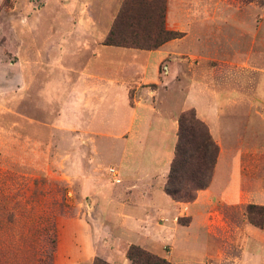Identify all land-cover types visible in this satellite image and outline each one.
I'll return each instance as SVG.
<instances>
[{"label": "rangeland", "instance_id": "1", "mask_svg": "<svg viewBox=\"0 0 264 264\" xmlns=\"http://www.w3.org/2000/svg\"><path fill=\"white\" fill-rule=\"evenodd\" d=\"M123 1L0 0V264H131L130 244L172 264H264V223L253 225L247 212L261 206L264 220V0H166L165 27L181 36L157 64L160 80L125 84L128 94L106 86V106L119 98L124 111L128 97L145 114L180 110L177 129L179 114L194 109L222 141L198 209L153 211L138 234L120 228L106 202L122 176L118 159H128L129 132L91 130L81 114L82 65L106 45ZM244 21L258 32L247 55L232 42ZM116 54L104 50L91 68ZM172 61L178 74L164 82Z\"/></svg>", "mask_w": 264, "mask_h": 264}, {"label": "crops", "instance_id": "2", "mask_svg": "<svg viewBox=\"0 0 264 264\" xmlns=\"http://www.w3.org/2000/svg\"><path fill=\"white\" fill-rule=\"evenodd\" d=\"M232 19H234V17H232ZM240 29V39H232V42L237 46L239 45L241 51H244V53H246L245 55H247L250 44H256V40L251 41V37H257L258 32L255 34L252 29H249L247 21H244L243 24L240 25ZM215 31L216 24H213L209 31L211 37L216 36ZM171 42V40L165 42L158 50L148 51L139 49L130 50L128 48L113 45H102V47L97 49L95 58L88 59V61L82 65L80 73V97L82 99L81 114L91 117L90 123L86 124V126L91 130L96 128L98 131H104L105 133L112 131L115 134V132L124 130H128L129 132L127 141L129 149L125 154V156H128V159H118V165L122 172V176L118 179L119 185L115 188V194H111L106 202H108V205L111 207L109 215L119 222L120 228L131 229L135 234H138L140 229L144 227L143 224L147 222L146 218L150 217L149 213L153 211H162L166 216L170 217L175 211H181V213H183L185 211L183 208L186 207V214H188L189 209L191 213H194L202 202V197L199 196H203L201 194L203 191L198 193L196 199L190 202H176L164 191V184L177 140L176 117L180 110H167V112H162L158 115L149 110L148 114L150 115H148L145 114L146 111L144 109L140 108L139 101L130 105L128 97L127 102L124 104V111H121L117 106L120 101L119 98L116 99V102L106 106L108 103L106 93L109 89V87L106 86L118 84L120 91L123 90L128 94L127 88L124 86L125 84L134 82L137 84H148L160 80L157 64L161 59L169 56L170 52L172 53L170 50L172 48ZM104 50H107L108 53L120 54L122 57H118L122 59L125 57L127 60L118 61L120 58L108 59L102 63V67L97 68L98 70L92 69L91 65L98 63L95 61H97L99 55H101ZM213 53L217 54L216 50L214 49L213 51V48H211V57ZM127 55L132 59H128ZM143 56L146 57V60L140 62L136 60L137 57L142 58ZM239 61L242 62V58L234 60L232 64ZM176 69V63L174 61L170 62L162 80L164 82L174 80L178 74ZM217 90L215 83L214 86L210 85L208 90L209 99L214 98L215 103L218 96ZM87 102L88 105L84 106ZM206 112L207 111H204L202 115L209 116V113ZM214 113L218 114L216 106L214 108ZM92 117H95V120H93ZM103 121H107L109 125H103ZM209 126L215 142L221 148L222 141L216 138L211 121H209ZM82 183L83 193H89L90 182L85 179ZM97 194L99 195L100 193ZM98 195L95 197L96 201L100 198ZM136 210L142 212L143 216L139 218L134 216L132 212L136 213ZM143 239V241L149 242V244L153 242L148 239L145 240L146 236ZM107 261L114 264V260L111 258Z\"/></svg>", "mask_w": 264, "mask_h": 264}, {"label": "trees", "instance_id": "3", "mask_svg": "<svg viewBox=\"0 0 264 264\" xmlns=\"http://www.w3.org/2000/svg\"><path fill=\"white\" fill-rule=\"evenodd\" d=\"M165 2L124 0L104 44L152 50L180 37V32L165 27ZM218 153V144L204 121L196 116L195 110L182 111L178 117L177 140L164 191L176 201H193L197 192L210 184ZM247 212L253 225L263 226L261 206L249 205ZM126 256L131 264H172L136 244L128 246ZM98 264L111 263L103 260Z\"/></svg>", "mask_w": 264, "mask_h": 264}, {"label": "built area", "instance_id": "4", "mask_svg": "<svg viewBox=\"0 0 264 264\" xmlns=\"http://www.w3.org/2000/svg\"><path fill=\"white\" fill-rule=\"evenodd\" d=\"M111 172H113L114 175L116 174L115 170L113 168H111Z\"/></svg>", "mask_w": 264, "mask_h": 264}]
</instances>
